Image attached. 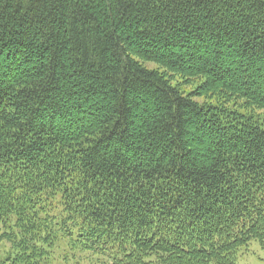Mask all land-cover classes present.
Listing matches in <instances>:
<instances>
[{"label":"trees","instance_id":"trees-1","mask_svg":"<svg viewBox=\"0 0 264 264\" xmlns=\"http://www.w3.org/2000/svg\"><path fill=\"white\" fill-rule=\"evenodd\" d=\"M262 63L264 0H0V264L264 247Z\"/></svg>","mask_w":264,"mask_h":264},{"label":"rangeland","instance_id":"rangeland-1","mask_svg":"<svg viewBox=\"0 0 264 264\" xmlns=\"http://www.w3.org/2000/svg\"><path fill=\"white\" fill-rule=\"evenodd\" d=\"M230 61L234 62L233 68L236 70V66L240 63V60L236 59V58H230ZM229 62V60L227 61ZM259 67V68H258ZM257 67V70L259 71H263L264 70V63H262L260 66ZM26 67H21V70H26ZM225 69V68H224ZM225 76L228 77V72L225 71ZM234 75V79L235 80H239L240 77L238 75V73H236V71H234L233 73ZM101 98H104L102 95L97 96L94 98V102L96 104V106H89L84 104L83 106H79L77 109L72 110L73 114H72V118L69 120L68 125H76L77 123H82L85 120V118H88V116H91L90 113H99L101 110L99 109V107H97V102H102ZM97 107V108H96ZM82 113V114H81ZM211 143V144H210ZM214 142H209L208 144L210 146L213 147ZM250 252L245 255L241 260H240V264H264V247H262L259 243L254 242L252 243V245L250 246ZM10 252V245L8 243H0V262L4 261L9 255L8 253Z\"/></svg>","mask_w":264,"mask_h":264}]
</instances>
